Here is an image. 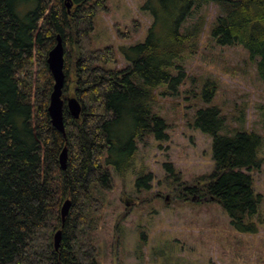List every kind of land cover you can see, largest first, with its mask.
I'll use <instances>...</instances> for the list:
<instances>
[{
    "label": "trees",
    "instance_id": "16d2710c",
    "mask_svg": "<svg viewBox=\"0 0 264 264\" xmlns=\"http://www.w3.org/2000/svg\"><path fill=\"white\" fill-rule=\"evenodd\" d=\"M106 1L71 0L69 12L66 0H0V264H99L94 225L104 206L100 191L113 185L109 166L124 177L139 142L150 135L167 138V121L156 110L157 88L167 83L179 92L189 79L181 60L200 43L206 19L187 21L203 4L220 11L211 39L244 48L264 82V0H146L148 35L122 47L127 63L119 68L106 66L117 62L113 46H93L94 17L107 9ZM58 34L69 72L63 98L71 89L82 105L77 119L65 101L66 135L53 126L48 110L55 84L48 56ZM197 92L204 105L194 125L212 137L215 168L199 185L180 181L187 192L181 199L216 200L234 225L245 226L260 202L252 171L263 162V137L244 128V105L229 126L214 102L215 79L206 77ZM64 148L66 168L60 163ZM144 173L139 171L138 188L150 186L151 174Z\"/></svg>",
    "mask_w": 264,
    "mask_h": 264
},
{
    "label": "rangeland",
    "instance_id": "374dc122",
    "mask_svg": "<svg viewBox=\"0 0 264 264\" xmlns=\"http://www.w3.org/2000/svg\"><path fill=\"white\" fill-rule=\"evenodd\" d=\"M145 2L107 0V9L95 15L93 46H113L117 53V62L107 67L124 66L122 47L145 41L152 23ZM219 14L212 4L194 12L187 25L199 16L206 24L200 43L181 60L189 79L179 92H171L167 83L157 88L156 110L167 121V138L150 135L139 142L135 163L124 177L109 166L113 185L100 191L104 206L94 225L99 264H264V82L244 48L219 46L211 39L209 29ZM208 76L217 82L214 102L227 113L229 126L244 105V128L263 137V162L252 171L260 202L242 227L231 222L218 201L200 195L181 199L187 192L178 187L180 181L199 185L200 177L215 168L212 137L194 125V114L204 105L197 91ZM68 93L74 96L73 90ZM141 170L151 174L149 187L136 185Z\"/></svg>",
    "mask_w": 264,
    "mask_h": 264
},
{
    "label": "water",
    "instance_id": "95a60500",
    "mask_svg": "<svg viewBox=\"0 0 264 264\" xmlns=\"http://www.w3.org/2000/svg\"><path fill=\"white\" fill-rule=\"evenodd\" d=\"M66 5L68 7V11L70 12L72 7L71 0H66ZM64 54L65 48L63 44V39L60 34L57 35V43L50 50L48 56V64L53 73L55 84L54 91L51 95L50 105H49V113L51 116V122L53 126L66 135V124L64 120V105L65 99L63 98V88L65 84L66 73L64 71ZM67 106L70 111L77 119L81 117L82 105L80 101L75 96L67 97ZM68 160V152L67 148H64L62 153L60 154V163L63 168L67 167ZM70 207V200H66L62 207V216L68 214ZM62 231L58 230L55 234V247L59 248L61 242Z\"/></svg>",
    "mask_w": 264,
    "mask_h": 264
}]
</instances>
